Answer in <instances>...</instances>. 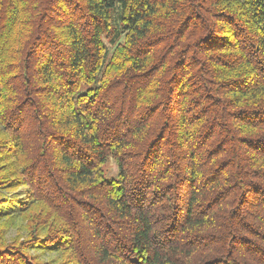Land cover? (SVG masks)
Segmentation results:
<instances>
[{
    "label": "trees",
    "instance_id": "16d2710c",
    "mask_svg": "<svg viewBox=\"0 0 264 264\" xmlns=\"http://www.w3.org/2000/svg\"><path fill=\"white\" fill-rule=\"evenodd\" d=\"M0 264H264V0H0Z\"/></svg>",
    "mask_w": 264,
    "mask_h": 264
},
{
    "label": "rangeland",
    "instance_id": "374dc122",
    "mask_svg": "<svg viewBox=\"0 0 264 264\" xmlns=\"http://www.w3.org/2000/svg\"><path fill=\"white\" fill-rule=\"evenodd\" d=\"M105 172L109 176H115L117 175L118 166L114 158H110L107 163L105 164ZM9 235H14L13 233H10Z\"/></svg>",
    "mask_w": 264,
    "mask_h": 264
}]
</instances>
